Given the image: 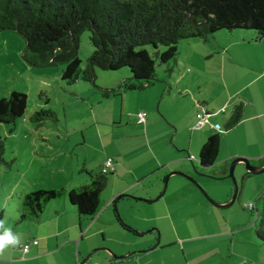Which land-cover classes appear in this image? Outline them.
Wrapping results in <instances>:
<instances>
[{
  "label": "rangeland",
  "instance_id": "374dc122",
  "mask_svg": "<svg viewBox=\"0 0 264 264\" xmlns=\"http://www.w3.org/2000/svg\"><path fill=\"white\" fill-rule=\"evenodd\" d=\"M231 33H248L250 37L254 36L252 30H235L234 32H216L213 38H209V41H203L200 38L182 39L177 43L179 63L186 66V58L191 53V45H194L195 50L192 53L195 59L193 62H199L201 59H199L198 53L202 49L214 51L218 45L215 38L220 42L222 38L219 37L222 34L230 35ZM24 43V38L16 31L0 30V97L8 96L14 89L26 93L28 97L26 111L18 119L12 131H10V124L0 122V138L4 140L5 148L4 159L9 163V165H0V210L1 208L5 210L0 233L5 229H11L12 234L18 238V244L9 247L17 250L22 244L19 240L23 237L22 232L26 223H30L26 220H19L20 211L17 210L18 206L20 207L21 194L40 188L58 189L63 185L70 186L73 182L78 181L80 175L86 174L83 168L85 160L89 164L93 161L97 162L104 152V142H100L97 137L93 138L95 133L93 135L92 130L94 132L95 127L99 126V122H101L111 124L115 130L119 129L123 132L128 127L126 121L132 120V117L127 114L132 116L139 110V90L121 91L120 95L107 99L103 98L89 82L82 79L73 84H67L61 79L59 66L34 67L28 65L22 58ZM144 48L156 61L157 80L145 88L147 92L152 93L153 89H161L165 66L159 62L155 55V49L151 45H146ZM163 49L164 47L159 46V50ZM92 51L88 32L85 31L80 37L78 51L82 68H85L89 63ZM214 62L215 60L211 56L204 57L199 62L200 67L197 70H200L205 76V71L209 72L213 69ZM94 71L95 83L98 87L111 84L117 86L123 77L128 76L126 68L114 71L103 70L95 66ZM195 79L189 76L185 82L193 85ZM196 91L197 89L194 90V92ZM89 98H91L89 103L92 105L86 102V99ZM122 98L126 116L121 123L118 121L114 123L110 120L109 110L112 111V109H108V106L112 105L119 109ZM192 98L193 94L186 93L182 96L173 88L172 97L168 102L166 99L163 100L162 109H164V105L167 106V103H171L169 112L172 118L182 125L187 118L188 108L194 107ZM45 99L48 100L47 103H45ZM98 100H101V103H98ZM146 103L152 108V112L147 114L146 120L153 121V116L158 112L157 102L148 98ZM40 108L54 111L56 120H46L42 125H35L29 117ZM223 117V113H220L211 116L210 120L221 123ZM133 123L136 124L134 120ZM164 125L163 122H154L150 126V137L155 139L154 137H157L155 131ZM82 130L89 139L85 143L78 144L80 141L82 142ZM188 131L189 129L183 131L182 138L184 140L189 137ZM220 133L222 134L223 131ZM151 145L155 152L163 148L162 143L157 144L156 140ZM108 149L112 150V147ZM179 154L185 157L184 161L189 172V174H185L192 181L185 176L172 175L167 182L164 195L156 201H146L154 198L161 191L163 187L162 174L165 173L164 176H166L172 171L169 169L159 170L142 176L140 173L148 169V161L151 158L149 150L144 149L140 158L145 164L139 170V179L127 175L126 180H121L116 178L113 172L108 174V183L101 193L104 207L109 205L111 211L113 208L115 209L111 200L120 193L132 196L122 197L117 201V212L126 224L124 218L128 217H139V221L144 223H148L147 218L155 217V221L161 225L162 231L156 228V233L146 232L139 235V243H144L152 238L156 243L158 233V243L161 240L169 242L177 240L180 246L174 248L175 260H171L169 264H264V246L255 234L258 213L264 200V172L245 175L244 163H238L234 169V177L238 185L234 201L224 207L211 204L212 211L206 212L201 207L192 204L190 196L187 194L182 196L187 190L177 181L188 183L197 195L206 201L208 199L202 191H205L215 202L225 203L230 199L233 188L231 178L226 177L231 160L229 162L221 161L218 166L215 164L214 166L201 167L197 157L191 163L186 150ZM218 159H221L220 155ZM98 167H94L93 173L99 171ZM61 199H65L69 203L67 198ZM56 201L61 200L54 199L49 202L51 206L46 207L53 211V205H57L54 203H59ZM181 204L183 205L181 209H177L176 206ZM66 205L71 207L68 206L69 204ZM139 231L142 230L139 229ZM232 231H234L233 234ZM205 233L217 235L201 237ZM179 238L189 239L182 244ZM74 245L77 246L76 243ZM66 250L67 248L64 249V251ZM92 253L88 261L83 264L94 263L92 257L97 255L98 250ZM151 255H153L150 256L154 260L153 262H159L157 253Z\"/></svg>",
  "mask_w": 264,
  "mask_h": 264
},
{
  "label": "crops",
  "instance_id": "0c3cea01",
  "mask_svg": "<svg viewBox=\"0 0 264 264\" xmlns=\"http://www.w3.org/2000/svg\"><path fill=\"white\" fill-rule=\"evenodd\" d=\"M219 38H222L220 42L215 38L218 44L217 48H215V50L217 49L216 52L215 50L207 51L202 49L198 53L201 60L208 56L215 60L213 69L209 72L205 71V76L202 75L200 70H197L200 67L199 62L201 60L193 62L195 59L192 53L195 50L193 48L194 45H191V53L187 55L186 66L179 63L177 59V64L171 75L167 77L164 74L161 81L163 82L161 89H153L152 93L147 92V89L139 91V110L132 116L127 114V116L132 117V120L128 119L126 121L127 129L121 132L119 129L115 130L111 124L99 122V126L95 127L94 132L92 130V134L94 135L95 133L93 138L97 137L100 142H104L103 155L97 162L93 161L90 164L85 160L83 168L86 174L80 175L78 181L73 182L70 186L63 185L62 187L69 190L89 183L90 177L87 173L93 172L94 167L98 166L100 170L108 156L113 157L114 170L112 172L115 173L116 178L126 180V176L130 175L132 178L139 179V170L145 164L140 158L144 149L149 150L151 158L148 161V169L146 168V171L144 170L140 173L142 176L167 169L172 172L181 171L189 174L184 161L185 157L179 152L186 150L188 158L193 163L198 157L199 149L207 136L221 132L214 127L219 122L210 120L211 116L216 115H209L207 123L199 128H194L196 114L203 111L211 113L224 107V117L219 123L222 126L228 119L233 106L239 103L243 104L242 118L231 129L224 131L222 134L220 133L219 152L213 166L215 164V166H218L221 161L229 162L235 157H247L250 160H258L263 157L264 41H252L253 36L250 37L248 33L222 34ZM189 76L196 78L193 80V85L185 82ZM104 87L111 88L116 87V85L111 84ZM173 88L182 96L186 93L193 94L192 102L194 107L188 108L187 120L185 119L182 125H179L177 120L172 118L169 112L171 103H167V106L164 105V109H162L163 100L166 99V102H168L169 98L172 97ZM195 89H197L196 92H194ZM148 98L152 99L153 102H157L158 112L153 116V121H148L145 117V122L140 123L137 116L139 112H145L146 116L152 112L150 105L145 104ZM90 99H86L88 104H90ZM123 100L122 98L119 109L114 108L112 105L108 106V109H112V111L109 110V117L114 123L115 121L121 123L124 116H126L123 110ZM98 103H101V100H98ZM133 120L136 124L133 123ZM156 121L163 122L165 125L155 131L157 137L153 136L155 138L153 139L150 137L149 132L150 126ZM188 129L189 137L184 140L182 138L183 131ZM81 134L82 142L80 141L78 144L85 143L89 139L83 130ZM155 140L157 144L162 143L163 146L158 152L152 149L151 144ZM109 147H112V150H109ZM219 155L221 159H218ZM174 164L178 165L175 166ZM162 175L164 180L165 173ZM177 182L187 190L182 196L187 194L190 196L192 204L201 207L206 212L212 211L211 203L203 199V197H199L188 183ZM26 193L28 192H23L20 196L18 212L22 207V196ZM113 199L111 203H113ZM60 200L56 201L59 203H54L57 204L53 205L54 212L50 211L49 207H46L51 206V203H48L38 219H26L30 223H26L27 225L22 232L23 237L19 240L22 243L18 248L20 251L16 248L10 249V247H7L0 254V264H76L90 251L95 252L96 250H98V253L92 259L93 262L99 264H169L171 260H175L173 256L174 248L180 246L177 240L170 242L161 240L155 247H153L154 238L148 239L144 243H139V235L124 229L117 220L114 208L112 212L109 205L104 207L103 199L102 208L91 217L78 214L75 209H72L74 207L67 203L65 199ZM66 204L71 207H67ZM182 206L181 204L176 207L181 209ZM4 211L1 208L0 231H2L3 227ZM169 216H171V213H169ZM124 219L135 230H148V233H156L155 229L158 228L162 231V227L159 223L157 224L155 217L147 218L148 223L140 222L139 217ZM172 223L174 224V221ZM233 232L231 233L233 234ZM215 235L217 234L205 233L201 237L206 238ZM187 239L189 238H179V241L183 244ZM23 245H28L26 252L22 251ZM65 248H67L66 251H64ZM145 249H147L145 252H139ZM107 250L119 256L125 254H129V256L122 259H114ZM156 253L159 256V262L157 263L153 262L154 260L150 257L153 256L151 254ZM90 256L86 261H88ZM186 261L189 260L186 259Z\"/></svg>",
  "mask_w": 264,
  "mask_h": 264
},
{
  "label": "trees",
  "instance_id": "16d2710c",
  "mask_svg": "<svg viewBox=\"0 0 264 264\" xmlns=\"http://www.w3.org/2000/svg\"><path fill=\"white\" fill-rule=\"evenodd\" d=\"M4 29L14 30L24 38L22 58L28 65L59 66L61 79L67 84L82 79L108 99L121 91L144 90L157 80L156 61L144 48L146 45L155 49L168 77L177 64V43L182 39L209 41L216 32L252 30V41H264V0H0V30ZM85 31L93 51L89 63L82 68L78 51ZM159 46L164 49L159 50ZM95 66L114 71L126 68L128 76L116 87H98ZM27 103V94L15 89L0 97V122L10 124L12 131ZM242 113L243 104H235L220 131L231 129ZM29 119L42 125L46 120L55 121L56 113L40 108ZM219 143L220 133L207 136L197 157L201 167L215 163ZM4 150V140L0 138V165H9ZM107 158L112 159L113 169L104 172L102 164L98 172H88L87 184L69 190L40 188L24 194L19 220L38 219L50 201L61 198H67L80 215L97 214L103 206L101 193L108 174L114 170L113 157ZM250 161L263 165L264 156ZM114 211L124 229L140 235ZM257 219L255 234L264 246V200Z\"/></svg>",
  "mask_w": 264,
  "mask_h": 264
},
{
  "label": "water",
  "instance_id": "95a60500",
  "mask_svg": "<svg viewBox=\"0 0 264 264\" xmlns=\"http://www.w3.org/2000/svg\"><path fill=\"white\" fill-rule=\"evenodd\" d=\"M240 162H241V163H244L245 168H246V171H245V172L248 173V174H259V173L264 172V164H263V165L253 164V163L250 161V159L247 158V157H235L234 159H232V160L230 161V163H229V167H228V172H227V174H226V177L231 178V180H232V182H233L232 195H231L230 199H229L227 202H225V203H217V202H215L213 199H211V198L205 193V191H202V192L205 194V196L207 197L208 201H209L211 204H213V205H215V206H217V207H224V206H228L229 204H231V203L234 201V199H235V197H236V194H237V192H238V185H237L236 179H235V177H234V169H235V166H236L238 163H240ZM172 175H181V176H185V177L189 178V179L192 181V179H191L188 175H186L185 173L178 172V171L170 172V173H168V174L165 176V178H164V180H163V187H162L161 191L159 192V194H158L157 196H155L154 198H152V199H147L146 201L153 202V201L158 200L160 197H162L163 194L165 193V190H166V187H167L168 179H169L170 176H172ZM122 196H124V197H132V196H129V195H127V194H123V195L117 196V197L113 200V205H114L116 211H117V208H116L117 201H118ZM136 232L139 233L140 235H143V234H145L146 232H148V230H147V231H139V230H136ZM158 242H159V233H158L157 241H156V243L154 244L153 247L157 246V245H158ZM105 250H106V249H105ZM146 250H147V249H145V250H140L139 252H145ZM107 251H108L109 255H110L111 257H113L114 259L125 258V257L129 256V254H125V255H121V256H119V255L115 254V253L112 252V251H109V250H107ZM92 252H93V251H92ZM92 252H91V253H92ZM91 253L88 254L86 257H84V258H83L81 261H79L77 264H83V263L86 261V259L91 255Z\"/></svg>",
  "mask_w": 264,
  "mask_h": 264
},
{
  "label": "built area",
  "instance_id": "2783aa9c",
  "mask_svg": "<svg viewBox=\"0 0 264 264\" xmlns=\"http://www.w3.org/2000/svg\"><path fill=\"white\" fill-rule=\"evenodd\" d=\"M224 107H222L221 109L217 110V111H214V112H211V113H207L206 111H203L201 113H197L196 114V121L193 125L194 128H199L201 127L203 124L207 123L208 122V116L209 115H217L219 113H222L224 112ZM139 116V121L140 122H143L144 121V117H145V113L143 112H140L138 114ZM215 129L220 131L221 130V125L220 124H215L214 125ZM113 169V161L111 158H107L104 163H103V167H102V171L106 172L108 170H112ZM28 250V245H23L22 246V251L23 252H26ZM92 264H99L97 262H94Z\"/></svg>",
  "mask_w": 264,
  "mask_h": 264
},
{
  "label": "clouds",
  "instance_id": "9594fccd",
  "mask_svg": "<svg viewBox=\"0 0 264 264\" xmlns=\"http://www.w3.org/2000/svg\"><path fill=\"white\" fill-rule=\"evenodd\" d=\"M18 244V238L12 234L11 229H5L0 233V254L9 246Z\"/></svg>",
  "mask_w": 264,
  "mask_h": 264
}]
</instances>
